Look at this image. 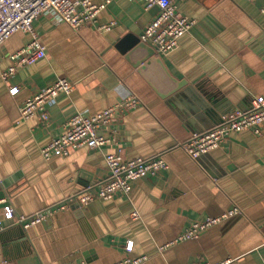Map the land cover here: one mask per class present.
Wrapping results in <instances>:
<instances>
[{
    "label": "crops",
    "instance_id": "0c3cea01",
    "mask_svg": "<svg viewBox=\"0 0 264 264\" xmlns=\"http://www.w3.org/2000/svg\"><path fill=\"white\" fill-rule=\"evenodd\" d=\"M90 1L105 5L98 20L115 22L111 29L76 31L48 16L36 19L47 56L8 80L12 54L33 35L18 31L0 47V264H113L140 256L147 259L139 264H264V124L261 134L232 133L197 160L179 146L264 96V0H173L195 23L167 55L140 38L157 6ZM59 77L74 83L73 91L47 106V120L22 119L25 100ZM131 95L140 103L98 131L112 144L42 155L73 115H95ZM119 151L128 160L163 157L168 168L136 179L129 196L80 203L109 177L106 155ZM62 204L28 228L4 217L5 205L30 217ZM235 207L239 213L198 238L160 248Z\"/></svg>",
    "mask_w": 264,
    "mask_h": 264
},
{
    "label": "built area",
    "instance_id": "2783aa9c",
    "mask_svg": "<svg viewBox=\"0 0 264 264\" xmlns=\"http://www.w3.org/2000/svg\"><path fill=\"white\" fill-rule=\"evenodd\" d=\"M147 8L157 6L159 13L145 28L141 40L154 47L160 55H167L179 45V39L189 32L194 19L187 17L179 11L173 0H140ZM105 5L92 3L90 0H0V47L14 33L23 31L33 35L32 40L20 50L12 54L13 64L3 73L8 80L19 68L30 65L47 56L46 46L34 29V21L48 16L55 22H66L74 30L79 31L85 25H93L99 30L111 29L115 22L99 23L98 14ZM264 12V5L262 7ZM74 89L66 77H59L55 83L34 95L23 103L20 113L22 119H29L35 115L41 120L49 118L47 106L53 104L60 94H70ZM10 92L16 94L19 87H11ZM140 103L138 97L131 95L114 106L106 108L95 115L77 113L65 125V132L54 138L41 152L45 158L68 155L71 150L88 146L99 148L112 144L113 139L98 133L102 127L109 128L114 122L118 111L128 110ZM264 124V96H257L253 100V107L248 111H236L223 117L222 122L202 133L193 134L179 146L192 158L197 160L201 155L211 152L219 147L232 134L250 130L256 134L262 133ZM106 162L110 171L107 179L100 182L96 188L88 190L79 196V202L87 205L95 199H113L118 196H129L132 183L141 177L155 175L160 170H166L168 163L163 157L153 159L135 158L125 159L121 152L106 155ZM67 204L59 205L53 209L41 211L33 216L18 215L10 205L4 207V217L8 220L16 219L28 228L44 221L55 210L63 209ZM240 212L239 207L215 217H207L203 221L195 222L185 230L178 233L171 241L161 246V249L189 239H195L200 234L229 216ZM133 218L140 217L137 211L132 213ZM4 228L0 221V231ZM126 248L132 250L130 241ZM146 256L122 259L113 264H139L146 260ZM76 264V263H72Z\"/></svg>",
    "mask_w": 264,
    "mask_h": 264
},
{
    "label": "water",
    "instance_id": "95a60500",
    "mask_svg": "<svg viewBox=\"0 0 264 264\" xmlns=\"http://www.w3.org/2000/svg\"><path fill=\"white\" fill-rule=\"evenodd\" d=\"M194 96L198 97L197 95H192V97H194ZM195 100H197V98H195Z\"/></svg>",
    "mask_w": 264,
    "mask_h": 264
}]
</instances>
